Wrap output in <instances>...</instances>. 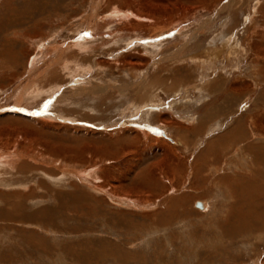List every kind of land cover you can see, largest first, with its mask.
<instances>
[{
  "label": "rangeland",
  "instance_id": "rangeland-1",
  "mask_svg": "<svg viewBox=\"0 0 264 264\" xmlns=\"http://www.w3.org/2000/svg\"><path fill=\"white\" fill-rule=\"evenodd\" d=\"M218 5L215 0H0V45L14 41L19 62L11 71L16 75L0 69V149L21 156L7 178L20 186L0 187V264H264V197L255 196L256 207L249 201L240 206L239 196L241 180L252 172L264 183V164L258 167L249 151L254 146L264 155V0H245L227 16L218 13ZM116 8L124 15H111ZM209 20L188 46L185 33ZM69 41L89 44L104 67L89 70L80 61L90 54L78 48L64 50V59L51 64L52 47L64 49ZM180 46L177 61L128 75L130 58L143 65ZM216 48L224 49L217 59ZM35 68L33 77L40 80L32 93L40 98L14 107ZM154 75L164 86L147 106L152 115L132 124L127 111L133 94H71L74 84L130 85ZM62 82L67 101L55 98L57 89L45 95ZM215 82L219 91L206 89ZM199 86L205 90L192 91ZM46 102L53 107L51 121H39L45 113L38 108ZM189 114L195 125L184 123ZM205 117L210 120L198 125ZM236 124L243 129L239 140L233 136L207 146L232 134ZM197 126L200 131H189ZM128 128L137 135L125 133ZM18 167L22 173L16 174ZM147 172L154 182L141 180ZM14 194L23 206H8Z\"/></svg>",
  "mask_w": 264,
  "mask_h": 264
},
{
  "label": "bare ground",
  "instance_id": "bare-ground-1",
  "mask_svg": "<svg viewBox=\"0 0 264 264\" xmlns=\"http://www.w3.org/2000/svg\"><path fill=\"white\" fill-rule=\"evenodd\" d=\"M218 2V13L219 14H225L226 16H227V14H230L231 15V13H233V11H239L241 8H242V6L244 7V5H245V0H215V2ZM202 3V2H201ZM197 4V3H196ZM180 9V8H179ZM257 9V8H256ZM263 10H264V8H263ZM250 11V10H249ZM256 13V12H255ZM118 14H121V15H124V13L123 12H121L119 9H117L116 8V10H114V11H112L111 12V15H113V16H117ZM260 14V13H259ZM255 15V14H254ZM263 15H264V13H263ZM135 16H137V19H140V18H142L143 19V17H140V16H138V15H135ZM155 16V15H154ZM154 16H148V17H145L146 19L148 18V19H153V20H157V18H155ZM182 16V15H181ZM180 15L178 16L177 15V17H175L176 19H183L184 18V16H182L181 17ZM229 16V15H228ZM179 17H181V18H179ZM213 17V16H212ZM222 18V17H221ZM167 19H169V17H167ZM173 19V18H172ZM229 19H230V17H229ZM141 20V19H140ZM165 20V19H164ZM173 20H175V19H173ZM176 21V20H175ZM168 22V21H167ZM262 23L264 24V21L262 20ZM14 24H16V22L14 21ZM161 24V23H160ZM165 24V23H164ZM211 24V21L209 20V22L208 21H206V22H202L201 24H199L198 26H196L193 30H188L186 33H185V36H187L188 35V38H187V40H186V42H187V44H188V46H190L189 44H191V43H193L194 42V40H196L199 36H201V35H203V32H202V30L203 29H205V28H207L209 25ZM225 28V26L223 27V29ZM233 28H236V27H233ZM232 29V28H231ZM162 30H163V28H160V29H158V30H156V31H153L152 33H150L149 35H148V37H153L154 36V34H159L160 32H162ZM1 31V30H0ZM207 31V30H206ZM232 31H233V29H232ZM205 32V31H204ZM221 32H222V30H221ZM221 32H220V35H221ZM224 33V32H223ZM226 33V32H225ZM206 34V33H205ZM261 34V33H260ZM211 35H212V32H211ZM215 35V34H214ZM251 35V34H250ZM156 36V35H155ZM219 35H217V36H215V37H218ZM237 36V35H236ZM12 37H14L15 38V36H13L12 35ZM28 37H30V35H28ZM222 37H224L223 35H222ZM260 37H262L261 39H264V33H263V36H260ZM259 37V38H260ZM235 38V37H234ZM257 38V37H256ZM16 39V38H15ZM213 39V38H212ZM214 39H216V38H214ZM213 39V40H214ZM219 39V38H218ZM224 39V38H223ZM248 39V38H247ZM253 40H255V39H253ZM258 41V40H257ZM74 42V41H73ZM73 42H70L69 41V43H66V44H64L63 45V48L64 49H59V47H56V46H53L52 47V54H53V56H52V58H51V60H52V62H51V64H56V63H58L59 61H61L62 60V58L64 57V53H66V52H64V50L66 51V50H69L70 48H75V49H77L79 52H81V53H83V54H90V55H88V56H84V57H82V61H80V62H83V63H85L86 65H87V68L89 69L90 67L92 68V69H97L98 67H104V65H105V63L103 62V61H100V60H98V59H96V57L97 56H95V53L94 54H91V53H93L92 52V50L89 48L90 47V45L89 44H86V43H82V44H76L75 46L73 45L72 46V44H73ZM217 42V41H216ZM246 42V41H245ZM251 42H252V40H251ZM12 43H14V41L13 42H11V40H9V42H6V43H4L3 45H0V47H2V49L0 50V69H3V68H5V69H8V71H13V69L16 67V66H18V60H17V52H15L16 50L14 49L15 48V46L12 44ZM76 43V42H75ZM50 44V43H49ZM184 44V43H183ZM182 44V45H183ZM210 44H211V42H210ZM251 44V43H250ZM255 44L257 45V42H254V46H255ZM259 44V43H258ZM262 44V43H261ZM17 45V44H16ZM161 45V44H160ZM160 45H155L154 46V49L156 50V51H158L157 49L158 48H160ZM221 45V44H220ZM244 45H246V43L244 44ZM49 46V45H48ZM184 47H185V45H183ZM251 46V45H250ZM249 46V47H250ZM191 47H192V45H191ZM260 47V46H259ZM246 48V47H245ZM247 49H249V48H247ZM254 49V48H253ZM153 50V49H152ZM152 50H151V53H152ZM182 48H181V46L180 47H178V48H175L174 50H172L170 53H168V54H166V57H165V59L164 58H162V59H153V60H151V62H148V63H146V64H143V65H141V63L139 64V63H136V62H134L133 60H132V58H130L129 59V61H128V64L131 66L130 68V70L131 71H129V76L130 75H132L133 73L132 72H134L135 70H138V72L141 74L142 73V71H145V73L148 71V68H150V66H152V65H159L158 63H160V62H162V61H166V60H173V61H177V58H179L180 56H181V54H182ZM186 50H189V48L188 49H186ZM221 50H223L224 51V49L223 48H216V49H214L213 50V56L215 57V59H217V57H221ZM256 50V49H255ZM185 51V50H184ZM235 51V50H234ZM240 51V50H239ZM238 51V52H239ZM245 51V50H244ZM263 51H264V48H263ZM76 52V51H75ZM148 52V51H147ZM187 51H185V53H186ZM228 52V51H227ZM80 53V54H81ZM157 53V52H156ZM244 54H246L245 52H244ZM257 54H258V51H257ZM231 55V54H230ZM233 55H235V54H233ZM232 55V56H233ZM74 57H76V56H74ZM208 57H211V56H208ZM213 57V58H214ZM81 58V57H80ZM154 58V57H153ZM64 59V58H63ZM69 59V58H68ZM74 59V58H73ZM50 60V59H49ZM48 60V61H49ZM75 60V59H74ZM141 60V59H140ZM212 60V59H211ZM67 61V60H66ZM70 61V60H69ZM77 61V60H76ZM144 62V61H143ZM163 62V63H164ZM180 62V61H179ZM195 62V61H194ZM47 63V62H46ZM49 63V62H48ZM67 63H69V62H67ZM78 63V62H77ZM145 63V62H144ZM197 63V62H196ZM66 64V63H65ZM70 64H71V61H70ZM46 65V64H45ZM56 65H58V64H56ZM69 65V64H68ZM85 65V66H86ZM156 65V66H157ZM207 65V64H206ZM50 66H52V65H50ZM49 66V67H50ZM67 66V65H66ZM162 66V65H161ZM196 66V65H195ZM48 67V68H49ZM64 67V66H63ZM155 67V66H154ZM197 67H198V65H197ZM46 68V67H45ZM47 68V69H48ZM65 68V67H64ZM155 68H157V67H155ZM159 68V67H158ZM4 69V70H5ZM66 69V68H65ZM38 69L37 68H35L34 70L32 69V70H30L29 72H28V76H34L33 74L35 73L36 74V72H38L37 71ZM90 70V69H89ZM200 70H203V68L202 69H199V71ZM47 71V70H46ZM50 71V70H49ZM54 71V70H53ZM60 71V70H59ZM64 71V70H63ZM86 71V70H85ZM204 71V70H203ZM15 72H11V74L12 75H16L17 74V72H16V74H14ZM51 73H53L52 72V70H51ZM62 73V72H61ZM206 72H202L201 71V76L203 75V74H205ZM41 74V76H44L45 74H47L46 72H45V70H44V73H40ZM19 75V74H18ZM21 75V74H20ZM49 75V74H48ZM24 76V75H23ZM40 75H36L35 77H30L29 79H31L30 81H28L27 83H26V85L24 86V88L22 89V91L20 92V94H19V97H18V99L16 100V102H15V106L14 107H16V108H19V106H21V105H24L25 104V106L26 105H28L30 102H33V101H37L39 98H40V96L39 95H36V94H34V93H32L35 89H37V85H38V83L36 84V85H34V83L35 82H38L40 79H38V77H39ZM59 76V75H58ZM138 76V75H137ZM200 76V75H199ZM13 77V76H12ZM42 78V77H41ZM149 78V77H148ZM202 78V77H201ZM24 79V78H23ZM137 79V78H136ZM206 79V78H205ZM22 80V79H21ZM27 80H28V78H27ZM43 80V79H42ZM204 80V79H203ZM54 81H56V80H54ZM200 82V81H199ZM43 83V82H42ZM71 83V82H70ZM77 83V82H76ZM164 83V79L159 75V77H158V75H154L153 76V79H147L146 77H141V78H139V79H137L136 81H134V83L133 84H130L129 85V83L128 84H121V85H117V86H112V85H105L104 87L103 86H101L100 84L98 85V84H94V85H91V86H89L88 84L85 86V87H81L80 85H78V84H74V89L73 90H75V92L74 93H71V94H74V95H89V94H98V93H110L111 92V94L112 93H116V94H118V95H120L119 97H126L127 95H129V94H133L134 96H135V100L133 101V103L134 104H130V106H129V108H131V109H129V112L127 111V113H128V115H130L131 114V116L129 117L130 118V122H131V124L134 122V120H135V118H137L138 120H142L143 121V116L144 115H146V114H148V116H150L149 114H151L152 115V112H151V110H153V107L150 109H148V104L150 103V101L153 99V98H158L156 95H155V92L157 91V90H159L158 89V86H160V85H162ZM69 84V83H68ZM204 84H205V82H204ZM40 85V84H39ZM55 85V84H54ZM66 82H62V84H59V85H56V86H54V87H50V85H49V90H47V91H45V95H47V96H49V94L51 95V92H53L54 90H56V96H55V98H57L58 100H61V101H64V100H66L67 101V99H68V97H67V95H66V92L67 91H65V87H66ZM174 85V84H173ZM178 85V84H177ZM70 86V85H69ZM71 86H73V85H71ZM162 86H164V85H162ZM204 86V85H203ZM203 86H199L198 88H200V89H198V88H194V89H192V91H196L197 93H198V91L199 90H201V91H204L205 89L203 88ZM218 86V87H217ZM219 86H220V83L219 82H215L214 84H212V85H210V86H208V87H206V89L207 90H209V91H219ZM181 87V86H180ZM179 87V88H180ZM217 87V88H216ZM39 88H41L40 86H39ZM147 88H148V90H151V91H153V94L151 95V93H149L150 94V96L148 97V100H146L145 99V97H144V95H145V93H147L148 94V90H147ZM32 89H33V91H32ZM48 89V88H47ZM171 89H173L172 87H171ZM182 89V88H181ZM184 89H185V87H184ZM39 90V89H38ZM72 90V91H73ZM231 90H234V88L232 87L231 88ZM145 91V92H144ZM201 91H200V93H201ZM208 91V92H209ZM185 92H188V90H186ZM228 92V91H227ZM230 92V91H229ZM206 93V92H205ZM204 93V94H205ZM54 94V95H55ZM146 94V95H147ZM148 94V95H149ZM176 94V93H175ZM60 96V97H59ZM51 97L52 96H50V98L49 99H51ZM71 97V96H70ZM49 101H51V100H49ZM66 101H65V103H66ZM54 102L56 103V101H55V99H54ZM34 103V102H33ZM50 102H46L44 105H42V106H39V108L38 109H40L41 110V115L42 114H44L45 113V116H41L42 118H40L39 119V121H51V118H47L49 115H53V113L51 112L52 111V108L53 107H50ZM53 104V103H52ZM63 104V103H62ZM153 104V103H152ZM151 104V105H152ZM155 105V104H154ZM52 106V105H51ZM136 108V109H135ZM37 109V110H38ZM42 109H43V112H42ZM56 109H58V108H56ZM134 109V110H133ZM160 109V108H159ZM12 110H15V109H12ZM20 110V109H19ZM93 110V109H92ZM126 110V109H125ZM128 110V109H127ZM133 110V111H132ZM150 110V111H149ZM161 110V109H160ZM130 111H132V113H130ZM197 111V110H196ZM21 113V112H20ZM56 113V115H57V113H58V115L60 116V117H63L62 116V114L61 113H59L58 111L57 112H55ZM154 113H157V112H155L154 111ZM171 113V112H170ZM134 114H136V115H134ZM214 114V113H213ZM51 115V116H52ZM191 115L192 114H189L188 115V120L186 119V121H185V119H183L184 120V123L185 124H187V125H190V124H193V122H194V120L193 121H191ZM210 114H207V116H209ZM176 116V118H178L179 119V117L177 116V115H175ZM183 116V115H182ZM181 116V117H182ZM186 116V115H185ZM46 117V118H45ZM50 117V116H49ZM86 117V116H85ZM145 117V116H144ZM161 117V116H160ZM220 117V116H219ZM5 118H8V117H5ZM13 118H16V119H19V117H13ZM63 118H65V117H63ZM143 118V119H142ZM15 119V120H16ZM53 119V118H52ZM146 119V118H145ZM149 119V118H148ZM207 120H210L208 117H205L202 121H199L197 124L199 125V123H204L205 121H207ZM37 121H38V119H37ZM191 121V122H190ZM43 122V123H44ZM158 123V122H157ZM170 123H171V121H170ZM174 123V122H173ZM256 123V122H255ZM255 123H253L252 122V126H254V124ZM39 124V123H38ZM49 124H51V123H49ZM175 124V123H174ZM196 123H194L193 125H195ZM53 125V124H52ZM160 125V124H159ZM42 126V125H41ZM49 126V125H48ZM128 127V126H127ZM130 127V126H129ZM165 127H166V125H165ZM194 127V126H193ZM196 127V126H195ZM198 127V126H197ZM204 127V126H203ZM217 127H218V125H217ZM3 128V127H2ZM1 129V128H0ZM14 129V128H13ZM209 130L211 129V127H209L208 128ZM234 130H232L231 131V133L232 134H230V135H228V134H225V135H220L219 136V138L218 139H216L215 141H212L211 143H208L207 144V146L208 147H212L213 145H216V143H218V142H220L221 140H223V139H229V137L230 138H232L233 136L236 138H238V140L240 139V137L239 136H242V127H241V125L239 126V124H236V126L233 128ZM7 130V129H6ZM18 130V129H17ZM179 130H186V128L185 129H183V127H180L179 126ZM4 131H5V129H4ZM189 131H193V132H198V131H200L199 130V127L198 128H193L192 130H189ZM13 132H16V131H13ZM124 132L126 133V132H128V133H133L134 135H137V134H135L134 132L135 131H133L131 128H128V129H125L124 130ZM5 133H7L6 131H5ZM10 133H11V131H10ZM212 133V132H211ZM12 134V133H11ZM146 134V133H145ZM6 135H8V134H6ZM246 137V136H245ZM184 138V137H183ZM32 140V139H31ZM230 140V139H229ZM226 141H228V140H226ZM13 142V141H12ZM223 142V141H222ZM13 144V143H12ZM5 145H8V144H5ZM2 146V145H1ZM261 146V145H260ZM4 147V146H3ZM10 148V147H9ZM13 148V147H12ZM61 148V147H60ZM250 148H251V150H253V152L250 150ZM250 148H249V151H250V153H252V155H255V159H256V165L259 167V166H262L263 167V164H264V160H263V162H261V161H259V159L261 160V156H263L264 157V155L261 153V151H260V149H259V152H255V147L254 146H250ZM261 148V147H260ZM62 149V148H61ZM205 150H207V149H205ZM204 150V151H205ZM224 150H225V148H224ZM68 151V150H67ZM208 151V150H207ZM247 151H248V148H247ZM245 153V152H244ZM20 154V153H19ZM205 154H206V152H205ZM17 156H20V155H16L15 153H12L11 151L10 152H5V151H3L2 149H0V187H5V188H9V187H11V189H15V185H19L20 186V184L21 183H17V184H8L7 182V178H8V176L9 177H11V176H13V171L16 169V166H15V162H17L16 160H19L18 159V157ZM248 156V155H247ZM249 156H250V154H249ZM21 157V156H20ZM253 157V156H252ZM23 158V157H22ZM251 158V157H250ZM21 159V158H20ZM203 159H204V157H203ZM239 159V158H238ZM243 159V158H242ZM242 159H240V160H242ZM201 160V159H200ZM244 160V159H243ZM242 160V161H243ZM245 160H246V158H245ZM15 161V162H14ZM252 164H254V161H252V159H251V161H250ZM250 163V164H251ZM259 163V164H258ZM161 164V163H160ZM21 166V165H20ZM22 166H28L26 163L25 164H22ZM21 166V167H22ZM194 166V165H193ZM252 168V167H251ZM34 169V168H33ZM192 169V168H191ZM254 169V168H253ZM252 169V170H253ZM262 169V168H261ZM37 170V169H36ZM35 170V171H36ZM40 170V169H39ZM42 170V169H41ZM256 170H258V169H256ZM255 170V171H256ZM260 170V169H259ZM263 170V169H262ZM261 170V171H262ZM31 171V170H30ZM33 171V170H32ZM93 171V170H92ZM91 171V172H92ZM150 171V170H149ZM254 171V170H253ZM254 171V172H255ZM21 171H20V167H18L17 168V171H16V174H19ZM37 172V171H36ZM41 172V171H40ZM151 172V171H150ZM180 172V171H179ZM22 173V172H21ZM152 173V172H151ZM261 173V172H260ZM36 174V173H35ZM87 174V173H86ZM153 174V173H152ZM82 175V174H81ZM258 175V174H257ZM256 175V176H257ZM261 175H262V173H261ZM46 176V178H49V179H52L53 181H54V183L56 182L57 183V181L58 180H60V177H52V176H48V175H45ZM54 176V175H53ZM82 176H85V174H83ZM25 177V176H24ZM263 179H264V177H263V175L261 176ZM16 178V177H15ZM63 178V177H62ZM142 179L141 180H143V182L145 181H148L149 182V178H151V176H150V174H149V172H147V174L145 173V176H142L141 177ZM147 178V179H146ZM255 178H257V177H255ZM9 179V178H8ZM145 179V180H144ZM242 179V178H241ZM27 180V179H26ZM141 180H140V183H141ZM29 181H31V180H29ZM150 181H152V180H150ZM155 181V180H154ZM154 181H152V182H154ZM226 183L228 182V181H231V183L230 184H232L233 185V180L232 179H226V180H224ZM261 181V180H260ZM263 181V180H262ZM225 182H223V183H225ZM257 182H259V178H258V181H257V179H254V174H253V172L251 173V176L250 177H244L242 180H241V183L239 184L240 185V187L241 188H239V189H242L241 191H240V194H239V196H240V198H242V203L240 204V206H244V205H246V203H247V201H249L250 203L248 204L249 206H258L260 203H259V201L257 202V204H256V201H254V200H256V197H258L259 198V196H262V197H264V191H263V189H264V183H257ZM52 183V182H51ZM139 183V184H140ZM23 184H26V183H22V185ZM53 184V183H52ZM142 184V183H141ZM145 184V183H144ZM242 184H246L245 186V188H243L244 187V185H242ZM27 185V184H26ZM143 185V184H142ZM238 185V186H239ZM40 186H44L42 183H40ZM46 186V185H45ZM44 186V187H45ZM139 186V185H138ZM147 187H153L154 185L151 183V184H149V183H147V185H146ZM234 187L236 186V185H233ZM237 187V186H236ZM22 188V187H21ZM23 188H28V187H23ZM232 188V187H231ZM141 189V188H140ZM150 189V188H149ZM227 189H228V187H227ZM237 189V188H236ZM100 190V189H99ZM118 190H119V188H118ZM32 191V190H31ZM230 191V190H229ZM124 192V191H123ZM231 192V191H230ZM130 193V192H129ZM32 194V193H31ZM124 194V193H123ZM231 194V193H230ZM127 195V194H126ZM236 195H238V194H235V196ZM256 196V197H255ZM15 197H18V198H15ZM129 197V196H128ZM261 197V198H262ZM12 198H14L15 200H12ZM12 198H11V200H9L8 198H7V200H8V206H18V207H20V206H23L24 204H23V202H22V200H20V195L19 194H14L13 196H12ZM229 198V197H228ZM238 198V197H237ZM244 198V199H243ZM260 198V199H261ZM23 199H26V195H24V198ZM138 199V198H137ZM264 199V198H263ZM239 200V199H238ZM27 202V201H26ZM237 202V201H236ZM246 202V203H245ZM262 202V201H261ZM2 203V202H1ZM234 203V202H233ZM26 204V203H25ZM38 204V203H37ZM264 204V203H263ZM263 204H261L262 206H264ZM235 205H237V204H235ZM235 205H233V206H235ZM200 206H201V208L203 209V207H204V205L202 204V202H200ZM247 206V205H246ZM22 208V207H21ZM237 208V207H236ZM236 208H234V209H236ZM16 209V208H15ZM233 209V208H232ZM237 209H239V208H237ZM236 209V210H237ZM246 209H248L247 207H246ZM255 209H257V208H255ZM6 210V209H5ZM4 210V211H5ZM12 210V209H11ZM20 210V209H19ZM244 210V209H243ZM234 211V210H233ZM245 211V210H244ZM261 211H262V209H261ZM16 212H17V210H16ZM235 212V211H234ZM251 212V211H250ZM260 212V211H259ZM5 213V212H4ZM21 213V212H20ZM249 213V212H248ZM252 213V212H251ZM261 213V212H260ZM37 214V213H36ZM40 214V213H39ZM59 214V213H58ZM262 214H264V213H262ZM7 215V214H6ZM18 215V214H17ZM33 215V214H32ZM253 215V214H252ZM256 215H258V214H256ZM256 215H255V217H256ZM260 215V214H259ZM12 216V215H11ZM6 217V216H5ZM37 217V216H36ZM232 217V216H231ZM233 217H234V215H233ZM232 217V218H233ZM245 217V216H244ZM259 217V216H258ZM235 218H238V216L237 217H235ZM247 218V217H246ZM24 219V218H23ZM22 219V220H23ZM257 220V219H256ZM11 221V220H10ZM16 221V220H15ZM237 221V220H236ZM13 222V221H12ZM44 222V221H43ZM48 222V221H47ZM46 222V223H47ZM51 223V222H50ZM241 223V222H240ZM243 223V222H242ZM246 223V222H245ZM253 223V222H252ZM53 224V223H52ZM259 225V224H258ZM261 225V224H260ZM52 226V225H51ZM251 226V225H250ZM56 227V226H55ZM55 227H53V228H55ZM164 227V226H163ZM228 227V226H227ZM244 227H245V225H244ZM253 227H254V225H253ZM41 228V227H40ZM256 228V227H255ZM50 229V228H49ZM242 229V228H241ZM244 229V228H243ZM251 229H252V227H251ZM227 230V229H226ZM246 230H248V229H246ZM246 230H244V231H246ZM233 232H234V229H233ZM236 232H237V230H236ZM239 232V231H238ZM249 232V231H248ZM256 232V231H255ZM258 232V231H257ZM245 233V232H244ZM224 234H225V232H224ZM239 234V233H238ZM248 234V233H247ZM251 234V233H250ZM249 234V235H250ZM234 235V234H233ZM242 235H243V233H242ZM253 235V234H252ZM232 236V235H231ZM82 244V243H81ZM41 245V244H40ZM36 246V245H35ZM90 246V245H89ZM37 247V246H36ZM80 248V247H79ZM114 248V247H113ZM42 249V248H41ZM43 250V249H42ZM107 251V250H106ZM43 252V251H42ZM91 253V252H90ZM100 254V253H99ZM102 254V253H101ZM100 254V255H101ZM128 255V254H127ZM131 259H132V257H131Z\"/></svg>",
  "mask_w": 264,
  "mask_h": 264
}]
</instances>
